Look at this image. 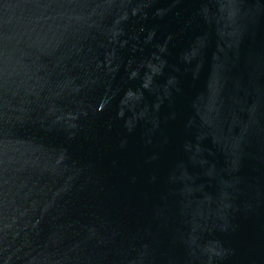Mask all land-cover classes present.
<instances>
[{"label": "water", "instance_id": "obj_1", "mask_svg": "<svg viewBox=\"0 0 264 264\" xmlns=\"http://www.w3.org/2000/svg\"><path fill=\"white\" fill-rule=\"evenodd\" d=\"M0 264H264V0H0Z\"/></svg>", "mask_w": 264, "mask_h": 264}]
</instances>
